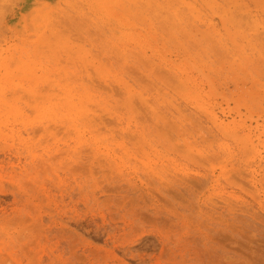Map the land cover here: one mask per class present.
<instances>
[{"label": "rangeland", "instance_id": "1", "mask_svg": "<svg viewBox=\"0 0 264 264\" xmlns=\"http://www.w3.org/2000/svg\"><path fill=\"white\" fill-rule=\"evenodd\" d=\"M174 1L0 0V264H264V0Z\"/></svg>", "mask_w": 264, "mask_h": 264}, {"label": "bare ground", "instance_id": "2", "mask_svg": "<svg viewBox=\"0 0 264 264\" xmlns=\"http://www.w3.org/2000/svg\"><path fill=\"white\" fill-rule=\"evenodd\" d=\"M173 1V0H172ZM177 1V0H176ZM176 1H174V2H176ZM130 2H131V7L133 8V15L134 16H140L141 14H140V11H139V9L137 8V6H136V3L134 2V0H130ZM178 2H179V0H178ZM208 5H210V7H213L212 5H211V2L208 0ZM214 9V8H213ZM172 15L175 17L176 16V12H173L172 13ZM105 17V16H104ZM172 19H175V18H173L172 17ZM112 21V20H111ZM110 21V22H111ZM137 21V23H139V26H141V24H140V22H144V24L145 25H147V26H150V24L149 23H146V18H144L143 16H141L139 19H137L136 20ZM167 21H170L171 22V20L169 19V18H167ZM148 22H149V20H148ZM131 24H132V26H135L136 25V23L134 22V21H131ZM124 31V30H123ZM71 103H74L73 101L71 102ZM75 104V103H74ZM72 108H76V105H74Z\"/></svg>", "mask_w": 264, "mask_h": 264}]
</instances>
